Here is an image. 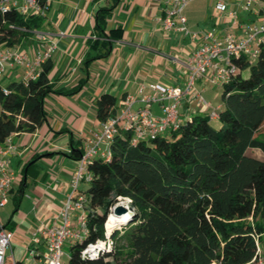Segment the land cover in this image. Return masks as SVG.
Masks as SVG:
<instances>
[{
	"label": "trees",
	"instance_id": "trees-1",
	"mask_svg": "<svg viewBox=\"0 0 264 264\" xmlns=\"http://www.w3.org/2000/svg\"><path fill=\"white\" fill-rule=\"evenodd\" d=\"M116 1L95 15L94 27L104 44L123 30H107ZM43 22V16L23 15L14 7L0 10V47L17 46ZM233 60L237 71L222 85L220 127L211 124L208 114H197L150 140L133 142V132L123 130L113 138L108 157L92 159L90 177L81 186L89 203V233L71 243L69 264H248L253 259L257 244H264V160L248 149L264 150V43L255 60L243 55ZM52 67L49 58L35 79L0 84V145L11 133L32 132L47 120L49 93H75L85 82L57 88L49 77ZM117 108L112 93L96 100L101 121ZM70 141L68 156L78 160L84 145L81 139ZM39 158L34 156L19 172L6 228L15 227L13 214L25 179L38 173ZM125 198L131 202V217L112 230L113 249L95 259L82 258V248L104 236L111 208Z\"/></svg>",
	"mask_w": 264,
	"mask_h": 264
},
{
	"label": "crops",
	"instance_id": "crops-1",
	"mask_svg": "<svg viewBox=\"0 0 264 264\" xmlns=\"http://www.w3.org/2000/svg\"><path fill=\"white\" fill-rule=\"evenodd\" d=\"M247 1L223 0L225 8L220 10L217 0H191L186 6L187 17L192 10L202 8L204 12L200 16L201 26L198 24L195 30H191L187 25L189 31L215 30L220 37L230 32L242 36L244 26L264 21V1L250 0L245 8ZM113 3L114 0H50L43 16L44 23L47 21L46 28L41 26L17 45L33 58L43 49L36 31L49 33L57 42L50 57L53 65L50 81L57 88L64 89L85 81L75 93H49L44 101L47 120L32 132L13 133V142L19 151L10 159L14 170L20 172L27 161L40 155L38 173L30 172L24 182L22 200L27 187L32 192L33 203L25 214L30 217L29 226L38 223L44 211L50 217L70 192V179L77 165V160L68 156L70 138L81 139L84 145L86 139L99 129L101 120L97 116L96 100L102 93L114 94L119 108L123 96L138 94V88L144 83L183 86L187 81L188 57L199 47L200 41H193L190 32L162 27L159 16L164 13V0H117L107 19V30L120 26L123 30L120 37L111 38L104 44V38L94 27L95 15L99 7ZM54 4L57 7L55 18H50ZM231 11L236 15H231ZM6 74L13 76V80H23L18 65L10 67L4 77ZM197 85L212 106L219 110L222 107V85L212 82L211 74L199 80ZM152 108L154 113H161L159 103H154ZM209 110L196 98L188 97L180 105V119L208 114ZM213 120H210L211 124ZM221 125L218 120L213 126ZM17 185L18 182L13 187ZM11 194L9 202L13 203L14 192ZM0 224H4L1 219ZM15 228L27 234L22 238L25 246L32 230L17 222L13 230ZM260 246L264 254V244Z\"/></svg>",
	"mask_w": 264,
	"mask_h": 264
},
{
	"label": "built area",
	"instance_id": "built-area-1",
	"mask_svg": "<svg viewBox=\"0 0 264 264\" xmlns=\"http://www.w3.org/2000/svg\"><path fill=\"white\" fill-rule=\"evenodd\" d=\"M49 1L0 0V10L14 7L23 15L44 16ZM190 1L164 0V13L159 16L162 27L166 30L179 29L189 33L185 9ZM249 4L250 0L244 7L248 8ZM217 8L220 10L225 8L223 0H217ZM230 14L235 16L236 12L231 11ZM190 33L192 40L200 41V45L188 57L186 83L183 86H175L148 82L140 85L138 94L126 93L117 111L102 120L99 129L86 139L84 152L77 160L70 179V192L66 200L53 215L38 221L37 228L31 232L24 246L23 260L17 259L12 252L14 230L0 224V264H69V261L64 262V256L70 257V253L64 249L65 244L83 241L89 233L87 220L89 203L81 186L83 180L90 177L88 164L92 159L108 157L113 138L123 130L132 131V141L136 142L154 139L168 129L175 128L181 121L180 105L183 99L188 97H194L201 104L209 107L208 115L211 119L217 118L218 108L213 107L202 95L196 82L211 74L212 82L223 85L237 71L233 57L243 55L251 61L255 60L260 45L264 43V21L244 26L242 36L230 32L220 37L215 30ZM36 35L43 49L36 52L33 58L17 46L0 47L1 73L18 65L22 69L25 83L38 76L42 64L56 49L57 42L47 32L36 31ZM3 91L7 93L8 89L4 87ZM154 103H159L160 114L154 113L152 108ZM13 133L0 145V207H4L9 202L11 189L19 182V172L13 169L10 161L11 156L19 152L13 142ZM116 204H123L129 210L120 215L114 214L113 208ZM116 204L111 208L105 223L104 236L88 241L81 250L82 258L95 259L113 249L112 230L127 223L132 212L129 198L122 199ZM9 249L11 253H8ZM248 264H264V254L260 244H257L256 254Z\"/></svg>",
	"mask_w": 264,
	"mask_h": 264
},
{
	"label": "rangeland",
	"instance_id": "rangeland-1",
	"mask_svg": "<svg viewBox=\"0 0 264 264\" xmlns=\"http://www.w3.org/2000/svg\"><path fill=\"white\" fill-rule=\"evenodd\" d=\"M55 7H56L55 4L52 5V10L50 12V18H55V15H54ZM186 12L187 11L185 9V14H186ZM203 12H204L203 9L200 8L199 10H192V12L189 13V15L187 17V18H189V22L187 25L189 26V28L191 30H195L194 28H197V26H199L198 24H200V26H201L202 21H200V19H201L200 16L203 15ZM186 16H187V14H186ZM46 22L45 23L43 22L41 26L46 28V25H47ZM241 73H242V76L246 77L249 74V69L246 68V69L242 70ZM4 74L5 73L0 72V84H6L7 82H10L11 80H13V76H11L10 74H8V75L6 74L7 76L4 77ZM198 82L199 81L196 82V86H198L197 85ZM202 95L206 98L204 93H202ZM0 113H1V105H0ZM217 121H218L217 119H214L212 124L214 125ZM248 153L264 160V150H262L260 148H255L254 150H253V148L252 149L249 148ZM42 166H43V168H45L44 164ZM48 169H50V168H48ZM26 190H27L26 196L23 198L20 208L13 214V220L16 221L17 223L24 224V226H26L28 229L30 228L33 231L37 228L38 223H35L32 226H29V223L31 222L30 217L27 215L25 216V214H28V211L31 208V205L33 203L32 199L30 198L32 196V192H30L31 191L30 187H27ZM67 195L64 198V201L66 200ZM13 209H14V205L11 202H9L5 207H0V219L2 222L5 223L7 221L8 217L12 213ZM47 217H48L47 212L44 211L43 215H41L39 219H41V218L47 219ZM14 231H15V237L12 239V242H11L12 252H13V255L17 259L23 260V258L25 256V251H24V241L22 240V238H25V235H27V234H24L22 232V230L19 228H15ZM70 246H71V244H69V243H66L64 246V249L67 253L68 252L70 253V250H71ZM8 253H11L10 249L8 250ZM68 261H69V257L67 255L64 256V262L67 263Z\"/></svg>",
	"mask_w": 264,
	"mask_h": 264
},
{
	"label": "water",
	"instance_id": "water-1",
	"mask_svg": "<svg viewBox=\"0 0 264 264\" xmlns=\"http://www.w3.org/2000/svg\"><path fill=\"white\" fill-rule=\"evenodd\" d=\"M129 209L123 204H116L113 208V213L120 215L126 213Z\"/></svg>",
	"mask_w": 264,
	"mask_h": 264
},
{
	"label": "bare ground",
	"instance_id": "bare-ground-1",
	"mask_svg": "<svg viewBox=\"0 0 264 264\" xmlns=\"http://www.w3.org/2000/svg\"><path fill=\"white\" fill-rule=\"evenodd\" d=\"M112 217H113V215H112ZM112 219V218H111ZM110 223V222H109ZM109 225V224H108Z\"/></svg>",
	"mask_w": 264,
	"mask_h": 264
}]
</instances>
